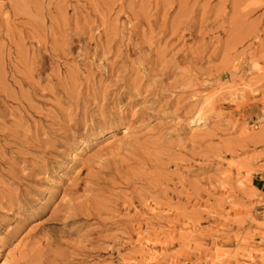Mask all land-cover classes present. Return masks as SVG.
Returning a JSON list of instances; mask_svg holds the SVG:
<instances>
[{
	"label": "rangeland",
	"instance_id": "1",
	"mask_svg": "<svg viewBox=\"0 0 264 264\" xmlns=\"http://www.w3.org/2000/svg\"><path fill=\"white\" fill-rule=\"evenodd\" d=\"M263 112L264 0H0V264H264Z\"/></svg>",
	"mask_w": 264,
	"mask_h": 264
},
{
	"label": "bare ground",
	"instance_id": "2",
	"mask_svg": "<svg viewBox=\"0 0 264 264\" xmlns=\"http://www.w3.org/2000/svg\"><path fill=\"white\" fill-rule=\"evenodd\" d=\"M242 89H249L250 86L247 84V82L242 83L241 85ZM231 99H237V98H242L243 94L240 92L237 93H231ZM211 96L205 98L202 100L201 102V107L199 109L196 110L195 114L189 119L188 121V130L190 132H195L198 129H202L208 126V118L205 117L204 111H203V106L206 105L208 103V101L210 100ZM263 121H264V112H263ZM118 131L117 128H112L108 131H103L98 133V135H96L93 139V141L95 140L96 142H100V141H104L106 139H113L115 137V133ZM124 135L126 134V130H123ZM92 142H88V143H83L81 144L76 150H75V154L71 156V161L70 163H75L78 161V159H80L82 157V155H84L87 150L90 148ZM69 168V166L67 167V169ZM66 170V169H65ZM254 191L262 193L259 189H257L256 187H252ZM263 194V193H262ZM149 245H144L143 250H145V260L146 263L145 264H153L155 262V257H153V255L151 253H149ZM1 264H12L11 261L9 260V257L6 255L4 257V260L2 261Z\"/></svg>",
	"mask_w": 264,
	"mask_h": 264
},
{
	"label": "trees",
	"instance_id": "3",
	"mask_svg": "<svg viewBox=\"0 0 264 264\" xmlns=\"http://www.w3.org/2000/svg\"><path fill=\"white\" fill-rule=\"evenodd\" d=\"M259 190H262L264 192V186L260 185V186H257Z\"/></svg>",
	"mask_w": 264,
	"mask_h": 264
},
{
	"label": "crops",
	"instance_id": "4",
	"mask_svg": "<svg viewBox=\"0 0 264 264\" xmlns=\"http://www.w3.org/2000/svg\"><path fill=\"white\" fill-rule=\"evenodd\" d=\"M261 185L264 186V182ZM261 192L264 194V192L262 190H261Z\"/></svg>",
	"mask_w": 264,
	"mask_h": 264
}]
</instances>
